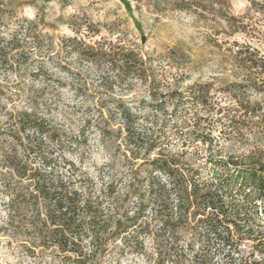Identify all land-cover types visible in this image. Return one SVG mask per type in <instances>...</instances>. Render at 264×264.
<instances>
[{"label": "rangeland", "instance_id": "1", "mask_svg": "<svg viewBox=\"0 0 264 264\" xmlns=\"http://www.w3.org/2000/svg\"><path fill=\"white\" fill-rule=\"evenodd\" d=\"M175 1L0 0V36L9 39L26 19L50 37L40 49L29 45L31 54L12 51V65L0 68V264L65 260L54 248H34L36 237L24 234L31 228L22 214L13 220L8 215L2 163L9 146L25 137L18 130L22 112L45 119L48 157L67 161L66 168L73 165L94 183L95 196L110 188L111 199L103 203L111 210L108 231L125 221L122 213L137 211L138 192L148 184L149 161L158 151L146 153L129 143L118 113L124 107L142 118L153 117L156 149L180 167L183 163L194 169L201 189L224 193L220 187L229 183L236 199L242 203L244 198L248 207L261 196L255 219L264 231V185L259 192L248 182L250 166L264 162V88H256L264 82V0H188L192 6L187 10L178 9ZM74 37L84 45L73 43L76 48L70 52L65 40ZM85 45L111 57L81 58ZM128 49L138 58L123 65ZM188 87L194 88L193 96ZM203 98L205 104L200 103ZM201 134L212 144L198 141ZM218 158L236 160L239 166L221 170L213 162ZM144 215L138 221L144 232L137 241L125 245L119 238L116 248L105 245L89 264H173L163 255L167 245L153 210L147 207ZM178 235L187 245L192 231L182 226ZM261 240V248L246 240L228 256L213 249L195 254V248L182 261L197 264L205 256L211 264H264V236Z\"/></svg>", "mask_w": 264, "mask_h": 264}, {"label": "trees", "instance_id": "2", "mask_svg": "<svg viewBox=\"0 0 264 264\" xmlns=\"http://www.w3.org/2000/svg\"><path fill=\"white\" fill-rule=\"evenodd\" d=\"M214 1L220 4L224 2ZM174 5L178 9L187 10L192 3L188 0H179L175 1ZM1 14L0 7V16ZM45 37L50 39L37 29L33 21L23 19L9 39L0 36V68L12 65L11 60L16 57L12 51L19 48L21 53L27 50L28 54H31L36 47L41 48L45 43ZM65 42L68 43L65 48L70 52L76 48L73 43L84 45L75 37L68 38ZM31 44L34 49L30 50ZM85 49L87 53H82L81 58L86 60L97 61L101 55L111 57L106 51L94 53L87 45ZM136 58L138 53L128 49L122 55L121 62L127 65ZM138 76L146 78V75ZM261 85L256 88H264V82ZM193 89L188 87V92L192 96L195 94ZM177 94L182 97V94ZM200 103L205 104L206 99H200ZM118 113L126 124L124 131L129 143L138 147L137 150L140 147L144 148L146 153L158 151L149 161L151 174L148 184L144 190L138 192L134 206L137 211L132 216H129L127 211L122 213L125 214V221L120 223L115 231L107 230L112 223V216L111 210L103 206L104 200L111 199L110 188H103V196H95L92 181L84 177L73 165L66 168L67 161L59 163L44 153L43 134L47 129L45 119L34 113L20 114L18 130L25 133V137L23 140L19 139L17 145L9 146L10 151L7 154L4 153L2 165L6 169L3 174L6 179L1 178L3 179L1 185L8 198L6 203L8 215L13 220L22 214L23 220L31 228L26 229L24 234H33L32 236L36 237L34 248L56 249L64 255L65 260L62 264L93 263L105 245L109 244L113 249L117 247L116 240L119 238L125 245L131 239L138 240L139 234L144 232L138 221L145 216L147 207L153 210L154 220L167 245V251L163 255L173 264H183L182 257L186 251L195 248V254L198 251L207 253L213 249L214 253L223 256L237 251L246 240L252 241L253 248H261L264 231L259 229V222L255 219L256 201L262 200L261 196L255 200L253 206L248 207L247 200L243 198L241 203L236 199L229 190V183L220 187L226 191L224 193L218 194L215 189L210 188L201 189L195 178L197 173L194 169L178 161L184 166L180 167L175 159H169L163 150L156 149L157 135H154V130L150 127L155 123L153 117L142 118L125 107ZM140 120L145 122L144 125L139 123ZM30 137L33 142L30 141ZM197 139L205 144H212V139L203 134L198 135ZM145 161L147 162V159ZM213 162L221 170L239 166L238 161L233 159L218 158L213 159ZM250 167L251 176L248 182L262 192L264 162L252 164ZM224 196L229 197V200H225ZM191 207L193 209L189 211ZM113 212L117 213L118 210L115 209ZM182 226L192 231V238L187 245L180 243L178 228ZM90 244L92 249L87 250ZM197 264H211V260L204 256ZM218 264L238 263L229 260ZM239 264L256 263L245 261Z\"/></svg>", "mask_w": 264, "mask_h": 264}]
</instances>
